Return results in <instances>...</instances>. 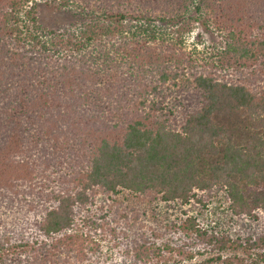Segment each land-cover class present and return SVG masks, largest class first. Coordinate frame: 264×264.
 <instances>
[{
    "label": "trees",
    "instance_id": "trees-1",
    "mask_svg": "<svg viewBox=\"0 0 264 264\" xmlns=\"http://www.w3.org/2000/svg\"><path fill=\"white\" fill-rule=\"evenodd\" d=\"M44 1L72 25L0 0V264H99L130 233L139 261H264V0ZM237 115L244 144L220 124ZM124 193L147 212L111 211Z\"/></svg>",
    "mask_w": 264,
    "mask_h": 264
},
{
    "label": "rangeland",
    "instance_id": "rangeland-1",
    "mask_svg": "<svg viewBox=\"0 0 264 264\" xmlns=\"http://www.w3.org/2000/svg\"><path fill=\"white\" fill-rule=\"evenodd\" d=\"M39 11H40V23L43 25L44 28H56V27H62V26H71L72 23L74 22V17L71 13L57 7V6H51V5H47L46 2L44 0H39ZM201 34L202 38L201 41H199V37L198 35ZM189 40V48L192 49L193 45H197L199 50H203L205 46H209L211 45L213 42H216V39H213V36H211L208 33L203 32L200 27H198L197 29H195V32L188 38ZM220 124H224L227 125L228 127L232 128L231 130H234L235 135L234 136V140L236 142H239V144H244L248 138V136L250 135L251 131H250V127H251V122L248 120V118L246 116H240L237 115L234 118H232L231 120L229 119H224L222 118L220 120ZM241 137V138H240ZM246 138V139H245ZM141 198V197H140ZM139 196L137 195H133V194H128V193H124V194H120L118 197H116L110 204V206L112 207L111 211H118L120 213V215H132V217L137 214L133 211V209H137L139 210V212L141 213V210L144 209V211L147 212L148 210V205L146 204L145 207L144 205L141 206L140 204L142 203V199H140ZM216 205L215 206H219L220 203L218 202V199L215 200ZM116 207V209H115ZM218 208V207H217ZM218 211V215L221 217L222 215L219 214V210ZM193 211V212H192ZM189 215H195L197 216V210H190L189 209ZM214 212H209L206 211L202 216H204V219L202 220L203 223H205L207 226L210 225H214L216 219H218V216L214 215ZM152 213L149 215L151 216ZM200 216V215H199ZM198 216V217H199ZM146 217V218H145ZM145 218V225L144 226H148L149 229L153 228L154 224L156 223V221L154 220L153 217H148L144 215ZM143 218V219H144ZM203 218V217H202ZM224 221L227 220V217L225 216L223 218ZM160 224V223H159ZM143 228V227H142ZM160 234V233H159ZM129 236H131L133 238V234H129L128 237L125 236L124 239H130ZM167 239L173 241V242H180V243H184L185 240L182 239L184 238L183 235H179L178 232H171L169 235H167L166 237ZM125 240H122V236L121 238H119L116 242L117 245L115 248H113V246L111 244H113V242H109V241H103L99 239V242L101 243V253L100 254H93V257H97V262L99 264H165L166 262H168L167 264H201L202 262H204L205 260L215 257L218 255L217 252H211L208 253L204 256H200V255H196V257L193 260H187L185 257H165L162 259H154V261H149L151 259H147V258H142L139 259L138 258H133V255L131 254V256L127 255L129 253L130 250V246H131V241L127 240V242H125L124 244H122ZM158 241V243L162 242L163 240L161 239V237H159V239H156ZM130 241V243H129ZM132 241H136V238L134 237V239H132ZM163 242H167L165 239ZM126 243H128L127 245H125ZM121 244V245H120ZM133 250V249H132ZM245 251L243 250H238V251H234V250H229L227 252L222 253L224 258H234L236 255L237 257H241V258H245L247 259L250 263L253 261H257L259 264H264V261L257 258V256L252 255V256H248V253H244ZM146 255V254H145ZM143 255V256H145ZM151 256V255H149ZM151 258V257H150ZM101 259V262H100ZM134 259H136L137 261H134Z\"/></svg>",
    "mask_w": 264,
    "mask_h": 264
}]
</instances>
